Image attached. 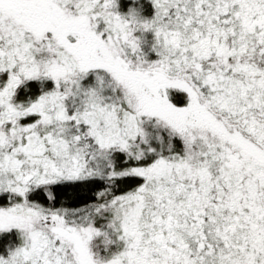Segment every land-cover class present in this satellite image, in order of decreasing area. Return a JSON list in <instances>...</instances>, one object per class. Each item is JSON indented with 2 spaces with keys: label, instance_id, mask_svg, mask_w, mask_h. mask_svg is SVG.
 I'll use <instances>...</instances> for the list:
<instances>
[{
  "label": "snow or ice",
  "instance_id": "6c2138e0",
  "mask_svg": "<svg viewBox=\"0 0 264 264\" xmlns=\"http://www.w3.org/2000/svg\"><path fill=\"white\" fill-rule=\"evenodd\" d=\"M0 264H264V0H0Z\"/></svg>",
  "mask_w": 264,
  "mask_h": 264
}]
</instances>
